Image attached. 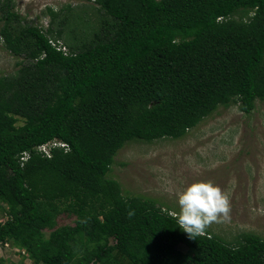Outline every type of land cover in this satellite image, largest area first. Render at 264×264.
I'll use <instances>...</instances> for the list:
<instances>
[{"label": "trees", "instance_id": "obj_1", "mask_svg": "<svg viewBox=\"0 0 264 264\" xmlns=\"http://www.w3.org/2000/svg\"><path fill=\"white\" fill-rule=\"evenodd\" d=\"M87 1L96 26L68 5L48 8L45 30L0 0L4 48L20 59L0 78V243L32 264H264L258 235L190 237L109 177L128 143L182 139L221 107L264 102V0ZM54 140L66 146L39 152ZM63 214L74 225L58 226Z\"/></svg>", "mask_w": 264, "mask_h": 264}, {"label": "rangeland", "instance_id": "obj_2", "mask_svg": "<svg viewBox=\"0 0 264 264\" xmlns=\"http://www.w3.org/2000/svg\"><path fill=\"white\" fill-rule=\"evenodd\" d=\"M13 5L21 25L32 23L45 30L51 23L48 8L59 11L71 5L78 9L75 16L85 17L92 28L99 18L97 6L87 0H13ZM77 19L68 23V30L81 27ZM4 22L0 10V78L14 76L20 69V59L4 48ZM13 25L18 26L16 21ZM84 29H78L77 37ZM109 177L120 182L125 196L154 200L173 215L180 213L178 200L183 191L195 183L212 182L226 196L228 212L217 214L205 230L231 244L245 233L264 239V102L258 101L249 115L238 105L221 107L182 139L128 143L116 156ZM0 219L6 220L1 211ZM74 221L75 217L63 214L58 226L74 225ZM19 252L13 246L3 247L0 258L32 264Z\"/></svg>", "mask_w": 264, "mask_h": 264}, {"label": "clouds", "instance_id": "obj_3", "mask_svg": "<svg viewBox=\"0 0 264 264\" xmlns=\"http://www.w3.org/2000/svg\"><path fill=\"white\" fill-rule=\"evenodd\" d=\"M54 141L59 142L58 140ZM54 148H62V146ZM178 203L180 206L178 223L190 237L203 234L206 227L217 219V214H226L228 212L226 196L212 182L192 184L179 195ZM3 247L10 248L11 245L8 243H5V245L0 243V249ZM15 250L18 251L19 249L17 250L15 248ZM23 253L27 256L25 251Z\"/></svg>", "mask_w": 264, "mask_h": 264}, {"label": "built area", "instance_id": "obj_4", "mask_svg": "<svg viewBox=\"0 0 264 264\" xmlns=\"http://www.w3.org/2000/svg\"><path fill=\"white\" fill-rule=\"evenodd\" d=\"M52 43H53V46H55L58 51H63L65 54L69 53L68 48L65 45H63L62 42H58V43L52 42ZM58 146L65 147L66 145L54 141V142H49L47 144L40 146L38 150L40 153L44 154L45 156L51 157L52 148L58 147Z\"/></svg>", "mask_w": 264, "mask_h": 264}]
</instances>
